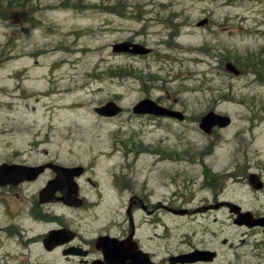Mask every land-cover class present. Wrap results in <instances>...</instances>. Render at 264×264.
I'll list each match as a JSON object with an SVG mask.
<instances>
[{
    "label": "rangeland",
    "instance_id": "obj_1",
    "mask_svg": "<svg viewBox=\"0 0 264 264\" xmlns=\"http://www.w3.org/2000/svg\"><path fill=\"white\" fill-rule=\"evenodd\" d=\"M39 6L44 9L35 16L41 20L39 28L0 17V164L57 160L92 167L88 177L93 175L102 188L110 184L112 170L120 169L127 182L135 181L139 172L142 181L150 166L157 165L150 181L157 192L162 191L159 181H169L160 178L165 173L182 175L195 187L212 170L222 184H229L228 197L264 213V192L248 179L251 172L264 170V0H37L35 10ZM26 16L21 21L26 23ZM130 38L146 41L154 50L152 57L112 54L114 44ZM228 62L241 73L231 72ZM146 97L176 104L188 120L160 125L135 120L132 108ZM110 100L127 112L113 119L98 115L95 108ZM213 109L230 116L233 124L212 139L200 132L198 117ZM245 128L250 132L240 135ZM155 143L183 154L175 158L180 163L170 158L159 162L150 153L136 157L137 149H153ZM208 145L205 160L213 169L203 175L202 157L185 154L205 151ZM113 146L116 154L101 155L113 153ZM125 149H132L130 156ZM47 179L24 191L27 213ZM84 188L86 196L98 193L91 184ZM109 196L103 198L106 208L97 211L100 218L113 212ZM58 210L67 218V210ZM91 213L76 211L80 219ZM185 223H174V239L184 233L201 236L200 226ZM219 227H210V232L219 231L224 240H248L227 213H221ZM31 246L32 254L52 264L54 255ZM249 248L222 246L223 264H261ZM7 249L15 257L26 253L27 246L0 248V264H18V259L4 260Z\"/></svg>",
    "mask_w": 264,
    "mask_h": 264
},
{
    "label": "flooded vegetation",
    "instance_id": "obj_2",
    "mask_svg": "<svg viewBox=\"0 0 264 264\" xmlns=\"http://www.w3.org/2000/svg\"><path fill=\"white\" fill-rule=\"evenodd\" d=\"M160 104L173 109L172 104L160 101ZM150 120H167L164 118L149 117ZM163 146V145H161ZM202 173H207L213 169L211 163H206V158L210 157L209 149H202ZM141 153H150L157 157L159 162L165 161L172 155L179 152L169 148H149L136 151V157ZM7 162V161H4ZM176 163V161H170ZM21 165H28L26 162H8ZM53 163V161H49ZM38 166V165H35ZM120 168V166L118 167ZM92 167H89V170ZM157 172V165L150 166L149 173L145 180H140V173L135 172V181L127 182L120 176L119 170H112L108 176L110 184L107 187H100L93 175L84 176L80 184H91L98 189L97 194L85 195L84 185L81 184V207H70L61 201L63 198L60 191L54 196L55 202H40V192L48 182L56 177L49 169L38 179L33 181H20L19 175H11L12 182L7 185H0V212L3 216V223H0V248L14 246H27L26 253H16L7 249L4 254L6 262H14L18 259V264H45L44 259L39 254H32L31 245H37L46 254L54 255L52 264H112L122 261V264H223L221 257L222 246L231 249L250 247L248 250L251 256L259 258L264 264V229L260 226H238L235 224L236 215L232 213L230 206L224 205L218 209H212L220 203L237 201L227 196L230 188L229 184H222L217 178L220 176L212 172L204 175L196 181V186H190L179 174H169L160 177L168 180L159 181L160 192L151 187L153 173ZM263 169L255 172L263 177ZM92 174V172H91ZM48 177L46 183L35 192V200L31 203V211L27 213L24 191L29 185ZM249 184H250V177ZM138 180V181H137ZM195 188L199 190H195ZM100 190V191H99ZM109 192V193H108ZM108 194L109 205L115 206L110 217L100 218L98 210L104 208L103 198ZM200 199H197V195ZM198 200V202H197ZM194 202L199 203L192 206ZM244 211L250 210L255 217L264 216L257 210L246 208L238 202ZM106 208V207H105ZM104 208V209H105ZM30 209V208H29ZM28 209V210H29ZM68 211L66 217L57 210ZM92 211L86 218L80 219L76 211ZM59 211V210H58ZM185 211L186 213H180ZM61 212V211H59ZM177 212V213H175ZM221 213H227L232 226L244 230L243 235H248V240L231 241L232 239H221L219 231L210 232V227H219ZM174 219L191 221L201 227V236L184 233L174 239L173 226H181L185 223L173 222ZM207 222V224H206ZM88 229H83V224ZM209 223V224H208ZM187 224V223H185ZM184 224V225H185ZM41 227V228H38ZM66 231L64 236L59 237L55 242H51L52 250L48 249L46 238L52 231ZM259 236V237H258ZM112 251L110 256L109 250ZM196 251L202 252L195 256H186ZM184 257V258H182ZM42 259V260H40ZM16 262V261H15ZM226 264H235L233 261H226Z\"/></svg>",
    "mask_w": 264,
    "mask_h": 264
},
{
    "label": "water",
    "instance_id": "obj_3",
    "mask_svg": "<svg viewBox=\"0 0 264 264\" xmlns=\"http://www.w3.org/2000/svg\"><path fill=\"white\" fill-rule=\"evenodd\" d=\"M135 48H136V50H132V52H138L139 50H137V49H140L139 47H135ZM119 49H120V45L115 47V51H119ZM140 52L146 53L147 51L144 50V51H140ZM229 69L236 74L238 73V71L232 66H229ZM155 106L156 105L153 102L146 100V101L140 103L138 108L142 109L144 111H149V110H153ZM97 111L102 115H115L120 111V109L114 103H109L106 106H104L103 108L97 109ZM228 122H229L228 118H224V117H221L219 115H215L213 113H210L203 118L202 127H204L205 130L210 133L212 128L215 125L218 124V125L222 126L223 124H226ZM58 171H60V170H58ZM3 172H4V166L0 167V174H2ZM61 172H62L63 177H67V175L69 174V175H71V177L74 178L75 174L80 175L82 173V169H80V168L62 169ZM70 182H71L70 183L71 187H73V188L76 187V185H74V183H72V179L70 180ZM66 183L67 182H65V184ZM57 184L62 187L63 182L59 183V181H58ZM50 186H52V185H50ZM46 193H47V189L42 193L41 196L43 197V195H45ZM247 215L250 216L249 214H247ZM240 219H241V217H240ZM249 219H251V218H249ZM239 221H241V220H239ZM243 221L248 222V219L246 216L243 218ZM253 221H254V223H252V225L261 224L264 226V218L258 219V220H253Z\"/></svg>",
    "mask_w": 264,
    "mask_h": 264
},
{
    "label": "trees",
    "instance_id": "obj_4",
    "mask_svg": "<svg viewBox=\"0 0 264 264\" xmlns=\"http://www.w3.org/2000/svg\"><path fill=\"white\" fill-rule=\"evenodd\" d=\"M36 2L37 0H0V17L6 18L8 20L6 21L7 23H19L24 26L31 25L32 27L39 28L41 20L35 18V16L44 11V9L39 6L40 9L35 10ZM25 14L27 15L25 17L26 23L21 21L20 18Z\"/></svg>",
    "mask_w": 264,
    "mask_h": 264
}]
</instances>
